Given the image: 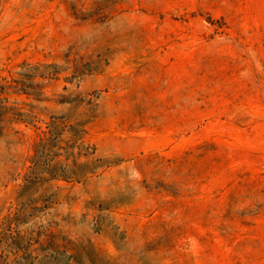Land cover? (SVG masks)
Returning <instances> with one entry per match:
<instances>
[{
  "label": "rangeland",
  "instance_id": "1",
  "mask_svg": "<svg viewBox=\"0 0 264 264\" xmlns=\"http://www.w3.org/2000/svg\"><path fill=\"white\" fill-rule=\"evenodd\" d=\"M0 264H264V0H0Z\"/></svg>",
  "mask_w": 264,
  "mask_h": 264
}]
</instances>
